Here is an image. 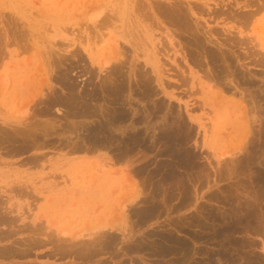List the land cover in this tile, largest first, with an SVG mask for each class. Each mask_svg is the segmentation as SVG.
Wrapping results in <instances>:
<instances>
[{"label":"rangeland","instance_id":"1","mask_svg":"<svg viewBox=\"0 0 264 264\" xmlns=\"http://www.w3.org/2000/svg\"><path fill=\"white\" fill-rule=\"evenodd\" d=\"M134 1L135 0H122V1L120 0H94V1L93 0H0V40L3 41V39H6V36H7L9 42L11 43L10 45H7L5 49L0 50V112L6 111V110L10 113L18 112L14 116L21 117L20 115H22L23 118L29 117L30 119L28 118V120H26L27 122L33 124L34 126L39 124L40 126L38 125V127H40V130H41V127L45 125L46 127L43 126L42 128L47 129V131H50L52 129L51 133L53 134H55L54 131L56 130V126L67 125L69 124L70 120L75 122V120H79V119L78 117L77 119H75L76 118L75 116H74L75 118L73 116H70V117L66 116L67 117L66 118L64 115L65 113L64 114L61 113L62 111L64 112V110H61L58 113V110H59L58 108H60V106H57V105L53 106V108L51 109V113L49 114L44 113L46 114L44 115L43 112L41 111H40L41 114L39 113L38 106L41 108L43 105L37 103L36 100L40 98V95L42 98L46 97V94L48 92H49L48 93L49 96L52 95L53 91L50 92V87H49L50 85L52 86L54 85L53 88H54V91H56V93L63 94V95L65 94L67 95L68 92H70L68 85H71L74 83H75L74 85H77L76 90L78 92L79 91L82 92L84 90L88 91L90 90V88L92 89V86L96 88L98 87V90L100 91V92L98 91V93L101 98L99 97V100H95L94 102L97 101L98 104L103 102V105L106 106V107L104 106L105 112L107 110L108 111L112 110L114 107V105H111V103H109L111 101L109 100L110 98L107 97L108 95L106 96L107 93L105 92L101 93L102 90L100 89H102V87L103 89H105L104 85L107 86L111 82L115 85L116 83L119 82V80L118 79L114 80V78L116 77H114L109 72V69H107L108 70L107 71L104 68V70L102 69L99 71V67L95 64H92L89 58L90 56L89 54H87L88 52L81 48L83 44L84 46L93 45L94 49H97L96 51H98L96 53H99V55H96V57L99 56L98 58L105 59V57L107 56L106 58H109L113 56L114 54L113 52L114 49L111 47V44H108V43H112L111 40L113 37L111 36L112 35L115 36L114 34L115 26L117 28L116 32H121V26L122 27L126 26V27H130L134 33L138 32L137 34L136 33L134 34V37L138 38V41L140 43H143L141 44L142 46L149 47L151 39L155 40V42L157 43L160 42L158 41L159 39L163 41L164 35H165L164 31H169L174 36L176 40V44L178 43L177 44V46L179 45L178 48L181 49L184 47L183 49H181L183 50L182 53L180 51V54L177 55V58L174 54H172V56H166V55L162 56L161 54H159L160 62L163 64L164 70L166 71V74H165L166 76L164 77V79L167 81L166 82L164 80L166 82L165 83L166 91L172 92L174 94L173 97H171L169 93L163 92V88L160 85V82L156 80V76L154 72L152 71L150 65L145 64L143 59H140L139 61L135 59L134 65L133 63H131L132 55H133V50H132L131 45L128 42H126V40L121 39V38L119 39L120 41H119L118 47L120 48L121 52L119 50L118 51L121 54H124L123 56L125 57L123 56L121 57L123 58V60L126 58L123 64H126L128 62L126 66L133 65L132 66L133 68L137 67L135 69L134 75L133 73L131 74L130 76L131 79L128 78L129 73L131 72L128 70L130 68H127V67L124 68V70L125 69L128 70L126 71L127 75L125 74L124 75L127 76L128 80L130 81V84H128V86L130 85L129 87L131 89L134 88V91H133L134 100L132 102V106L129 105V102H126V108L127 109L129 108L128 110L136 111V119L138 118V122L135 128L133 126L134 124H130L129 120H128L129 122L126 121L120 124L117 123L118 126L121 127L120 128L121 130H119V127L116 126L117 124L115 125L116 129L118 127L119 132L116 129L113 130V128H115L114 126L110 127V130H108L107 133L110 136H113L112 138L111 137L109 138V140L113 143L109 142V146L108 145L107 146L101 145L97 147L94 146V148L92 149L93 146L91 145L92 147L90 146V149L88 150V152L84 150L75 152L72 150H68V147L62 149V146H59L58 143H55V145L42 146L40 147L41 149L33 148L26 152H22L21 154L18 153V154H11V155L10 153L7 154L8 153L7 147L3 149L0 148V216L4 215L10 218L9 222L2 223L0 221V254H1L0 264H171V263L189 264L190 261H193V259H190L188 257L184 259L178 258V257L183 256L180 254V251L177 252L175 250L173 253H169V252L166 253L164 252L165 250L163 248L160 249L162 245L163 246L165 245V247H167V244L165 243L163 239H159V238H162L166 235H172L174 237L177 234L176 237L180 236L179 238H182L187 242L189 241V243H191L192 245L193 241L191 239V234L193 235L194 233H197V232L203 233L202 232L203 230H200L198 225L199 223L207 222V216L209 214L208 213L209 211H214L215 213L218 212L220 216L224 215V213H227V215L229 213L234 214L233 212H235L237 208L236 207L237 203L240 204L241 201L243 202L244 200H252L253 197H255L257 193L256 190L258 191L259 186L261 185L257 176L261 172L262 174H264V165H263L264 164V159H263L264 158V152H263L264 151V93H263L264 92V66L257 64V60L259 59V54H262L264 50V3H263L264 0H249V1L248 0H216V1L215 0H208V1L207 0H190L189 6L186 3L188 2V0H180V1L179 0H176V1L175 0H141V2L139 0H136L135 2ZM161 1L162 3H159ZM177 1H179L180 3L179 6L183 5V7H181L182 10L185 7L186 10L184 9V13L188 14L187 15L188 20L186 21V24H183V26L181 25L180 27L178 25L182 23H178L179 21H177L175 17H174L175 21L173 20V17L171 16L172 17L170 18L171 20H168V22H166V19L168 17L167 16L168 14L164 13L166 10H164V12L161 11L166 15V17L159 10L162 7L166 6V9L169 8L171 10L169 11L168 9V11L166 12L170 13L175 8V5L178 6L179 3ZM204 1H207L209 3V6L205 5ZM136 2L140 5V7L138 4H137L138 7L135 6ZM229 2L230 4H228V6L230 5L229 8L231 10L229 8L227 9L226 4ZM260 2L262 3V5ZM153 3L155 5L160 6L161 8L159 7V9H157L158 6H155ZM191 3H194L196 6L199 4V8L195 7V5ZM115 5H117L118 10L121 7L120 13H122V16L119 17L117 15L113 21L109 22L106 25H101L99 21L101 20L100 18L102 17L106 18L108 14H113L116 11ZM132 5L133 7H131ZM171 6H172V9H171ZM179 6L178 8H180ZM190 6L195 7L193 8V12H194L193 14H191L190 10L187 9ZM202 6L205 9H203ZM135 7H137L136 8L137 10H140V12L135 11V14H137L136 19L134 18V11H133ZM257 7H259V9ZM122 8L124 9V11ZM250 9L254 11L256 14L252 12ZM156 10L158 12H156ZM225 10L227 12H225ZM246 10L247 11L249 10V13L250 11L252 13L249 14L248 12H245ZM243 12L245 13V18L248 17L247 19H245L244 17L241 18ZM149 14L150 16L147 17ZM251 14H253V16ZM246 15H249V16H246ZM250 15L252 18L250 17ZM127 16H129V18ZM96 17H98V19ZM144 17H146V19ZM94 20L98 21L100 24L97 23V26H95L96 24H93ZM244 20H247L246 24H244L245 23L243 22ZM171 21L175 22L176 24L172 25ZM124 22L126 24H124ZM187 22H189L188 23L189 26L187 25ZM89 24L91 27L88 26ZM139 24L141 26H139ZM178 27L179 29H183V30L188 28V32H186L187 29L184 31L183 30L180 31ZM145 30L148 31L147 34L146 32H144ZM172 30L175 31L176 33H174ZM189 31H192L196 34L189 32ZM180 32L181 34H179ZM100 33H103V34H100ZM195 35L196 37L194 38ZM225 36H227L228 38ZM197 39L199 40V43H203V45L207 47V49L208 48L212 49L217 54V57L219 60H218V63H216V65L213 64L212 62L210 63V65L209 64L207 65V62H208L207 60L209 59H206L202 56L201 50L204 48V46L202 48L200 47L201 48L200 49ZM38 40L41 42H38ZM80 40H82L83 43ZM237 40L239 41L245 40L246 42L244 44L242 43L238 44ZM17 41L19 42L17 43ZM53 41L56 42L57 44L55 48H56V51L59 52L58 57H60V54H63V53L64 54L66 53V54H65V57H61L60 59H58L59 61L60 60L62 61V62H59V64H58V61H57V65L55 64L52 66V64H50V67H49L50 70L48 71V74H49L48 75V74H45L46 70L44 67L47 68V66L45 65V60L43 59L44 56H42V52L40 54H37L36 47H38L39 49L42 43L46 46H49V44ZM177 41H180V42H177ZM195 43H196V46L198 47L195 46ZM108 46L112 49L107 48ZM75 49L77 50L78 53L82 54L80 56L81 57L83 56V59H81V57L79 58V56L77 57V56L71 55V52L74 51ZM7 50L12 51V52L15 51L17 55L14 54L13 58L8 55L5 56ZM41 50H42V47H41ZM216 51H218V53ZM191 53L192 54L194 53L193 56H195V59L197 60V62L199 59V63H201L200 65H196L197 62L195 63V60H193V56H191ZM40 56H42V58H40ZM222 56L230 57L231 59L230 67L225 60L223 61V59H221ZM202 59L204 61H202ZM42 60H43V64L41 63ZM111 62L112 63L114 62L115 64L117 63L115 62V60H112ZM58 65H60V67L62 65V67L59 68ZM140 65H143V67H141ZM138 66L141 67L142 71L147 68L148 69L147 72H149L148 74H152L150 75V77L153 78V79L151 78V80H153L151 83H153L152 87L154 88L156 94L153 95L150 99H147L148 102H146L145 100L143 102V99L141 98L139 99V96H136L138 95V91H139L138 85H137V81L139 77L137 76L139 75V72H142L140 71V68ZM51 67H53L52 71H51ZM210 70H212L213 72ZM60 71L61 72L64 71L66 73L62 74ZM220 71L223 73H221ZM210 72L215 76H213ZM229 73H231V75ZM193 74L195 76L194 78L195 82H193L195 83L194 85L195 87L192 88L191 85L193 81L192 79ZM182 75L184 76L183 77L184 79L182 78ZM212 76L214 79L211 78ZM46 77L48 79H46ZM63 77L64 79L66 77V79L65 80L62 79L63 82L61 83L60 80ZM111 77H113L112 78L113 80L111 79ZM132 77L135 82L133 81ZM186 78L191 79V80L189 79L190 81L188 80L189 85H188ZM66 80H70V82L67 81L68 82L67 83ZM104 80L106 81V83L107 82L108 83L106 84ZM199 80L202 82L204 81L206 83L215 84L216 90H219V91L221 89L223 90V92L222 90L221 92L227 98V102H228V103L226 102L225 103L228 106H230L232 110V116L231 115L228 116V119L232 118L234 120L236 116L238 117V115H240L239 111L240 110L243 111L242 108L245 107L247 104L244 110L248 108L247 114L249 115L247 116H249L248 118H250V123L248 124H250V128H251V133H249V135L250 136L252 135V136L251 137L249 136V142H250L249 149L250 150L248 149V151L245 152L244 160H247L248 158L252 157L251 149H254L256 147L257 149H259L257 153V157L259 158L258 159L259 161L257 160V162H255L254 165L253 163L249 164V163H246L245 161L239 162L237 160H235L234 163H228L226 161H221L219 163V161L217 160V156L213 155L209 148H207L206 146H203L202 144L203 138L205 137L204 129L203 127L199 126V122H204L206 124L207 134H211L213 133V131L217 133L216 134L217 138L220 139L218 140L219 141L218 148H217L218 153L228 151L229 149H232L234 146L236 147L239 143H238V140H236L235 132L233 130V128L235 127H233L232 122L230 120L228 121V119H223L222 116H219L220 118L217 117L216 120L214 119L215 120L214 123H212V121L210 120L213 119L212 117L217 115V111L214 112L213 110L210 109L209 106H205L204 108L200 107L199 105L201 104L199 100L200 91L195 90L198 87V84L196 82ZM71 81H74V82H71ZM131 81H133L132 84H131ZM33 85L38 87L37 91L35 89L36 93L34 94L33 99L35 98L36 100L34 101H32L33 99L27 98L28 96L26 95V94L29 95L34 92ZM99 86H100V89H99ZM41 89L43 90L41 91ZM194 90H195L194 92L195 94H193L192 92ZM225 91H226V94H225ZM43 93H46V94H43ZM18 94L20 97H18ZM103 96L106 97V101L104 100L105 97ZM107 99L109 100V102ZM152 100H154L155 105H156L155 101L162 103V106L167 105V108L165 107V109H163L165 110L164 113H163V110L161 112L156 111L155 105H153ZM104 101H105V104H104ZM161 101H164V102H161ZM244 101L245 102L247 101V102L245 103ZM229 102H232V104ZM186 103L188 104V107L186 106ZM108 104L110 108H108L109 107ZM149 105L150 107H152V109L148 107ZM238 106L239 107L241 106L240 107L241 109H239ZM168 107H170L169 110L172 113L168 111ZM172 107L173 109L178 108L179 110L177 109L178 111L173 112V110H171ZM148 108L150 110H146ZM249 110L252 113H250ZM166 111L168 112V116L172 117L170 119L175 118V116L178 115L177 113H179L181 116H182L181 113H183V116H182V118L184 117L183 121L185 122L186 126L191 125L190 127L192 128L191 130L192 135L191 134H190L191 136L188 135V138H187V134H186L187 131L185 132L183 130H179V132H181L182 134L181 143H184L185 148H186L185 149L183 147L184 146L183 144L181 146V149L183 148L182 150L184 151L187 150L186 152L192 151L194 154H196L197 160L200 161V163L197 160L196 161L198 162L199 165L203 166V167H199L202 169L201 171L199 169V171L201 172L200 174L201 177L198 176L200 173V172L197 173L198 169L196 173L191 169L184 172L186 174V172L188 173L190 171V172H193L192 174H196V175H192L190 172L189 173L191 176L189 175V173L186 174V179H187L186 182H188L187 183L188 186L190 185L191 186L188 187L190 194H187V197L184 198L185 202L183 201L184 199L180 201V199L182 198L181 195H178V196L176 195V197L174 196L175 198L174 197L169 198L166 195L167 194L166 191H167V188L168 190L170 189V185L166 183H164L165 185L161 183L163 187L161 186L162 188L160 187L158 188L159 191H161L160 189H164L166 191H163L164 193L162 194H160L162 191L161 192L158 191L159 192L158 198H157V194H155V197L153 198L154 196L153 191L156 189L157 187L156 184L158 183L155 182L154 184L153 183L154 181L152 180L154 179V180L159 181L158 180L159 177L156 174H154L155 173L154 166H156L157 160H159L158 162H161V161L167 162L168 160L167 155L160 156L158 154L162 151L160 149V152H159L160 146H162L160 148L163 149L164 147H166V145H168V143L164 140V138L166 134V129L167 128L170 129L169 125H172L170 123L172 121L168 120L169 117H167L168 119L166 120L164 118L167 113ZM236 111L238 112L237 114H236ZM157 112L160 115L159 114L157 115ZM21 113H23L24 115ZM171 114L172 115L174 114V116H172ZM189 114H191L195 118L196 117H198L199 119L201 118L200 119L201 121L199 120L198 122L194 118H192L193 119L192 120ZM152 115L154 116L152 117ZM71 117H73L74 119ZM253 117H255V119H253ZM140 119L142 120V122H140L141 121ZM87 120H92V119L89 118ZM95 120H97L98 122V120H101V119L96 118ZM144 121H145V124L143 126L142 123H144ZM157 121H159V123L160 122L162 123L161 126H159L160 124ZM147 122L148 123L151 122L154 125L153 124L147 125L146 124ZM29 123L27 124L28 126L30 125ZM140 123L142 125H140ZM48 127L49 128L51 127V129H49ZM133 129H135L136 131L138 130V133L140 132L142 134V137L140 136L141 138L138 139V142L137 140L132 139L133 140V143H132L131 142L132 140L129 136L132 135L131 133L136 132ZM58 130L60 131L61 128ZM125 130L126 131L130 130L132 132L129 131L130 132L129 133L128 131L126 132ZM116 132L119 134H117ZM123 132L126 134H124ZM149 132L152 135L156 134L155 137L154 136L152 137V135ZM147 133H149V137L151 136L150 138H148ZM144 134L146 135L147 139L145 138ZM159 134L162 135L161 136L162 138H160L162 139V141L159 140V137H160ZM150 139L152 142L150 141ZM184 139L187 141V143H185ZM158 140L161 143H158ZM134 141L135 143H137L136 144L137 147H135ZM140 141L142 144L139 143ZM149 142H151V144ZM153 142L155 143V145L154 144L152 145ZM128 144L129 145L132 144L131 146L132 149L130 146H129L130 149L129 147H127ZM199 144L202 147H199ZM118 145L120 146L118 147ZM116 146L118 149H116ZM149 146L151 147V150H149L150 149ZM98 147H101V148L98 149ZM120 147L123 150L129 151V152L126 155V158L115 160L116 158H118L116 157L117 156L116 153L119 150L123 151ZM235 147L232 149V151L236 150ZM114 149H116V151H113ZM146 149H148V151ZM132 150H134V154L132 153L131 155ZM39 153H42L43 157L41 158L42 160L39 163H36L37 165L35 163L32 164L27 161L28 158L32 156L33 154H39ZM159 156L160 157L164 156V158H160ZM94 161L96 164H93ZM105 162H108V167L111 170V172H109L108 175H109V178L112 180L113 184L105 189L106 192L104 191L103 193L99 195L98 194L96 195L93 189H91V191L88 192L86 189L89 186L91 187L93 185V178H94L93 173L98 171V169L100 168V165H102V163H105ZM144 162H147V165ZM225 162L226 164H228V166L225 164ZM142 164L146 166H143ZM142 166L146 170L145 172L144 170H141V172L143 171L144 175H141L143 173L137 174V171L135 169L137 168L140 169ZM251 166H254V167H252L251 169ZM152 169L154 170L152 171ZM149 174L151 175V177ZM193 176H198V178L200 179H198L197 177H193ZM147 177L148 179L146 180ZM149 177L152 180H150ZM87 185L88 187L85 188V186ZM158 185L160 186V184ZM167 185L168 187H166L165 189V186ZM112 186H115V187H112ZM152 187H155V189L153 188L152 193H151L150 188ZM21 191H23V193ZM134 192L140 193L139 197L137 198L138 201L143 200L142 203L140 202V204L138 201L133 204L134 210H137L139 208L140 209L145 208L146 207L145 205H150L149 202H152V204L155 205L157 209H158V206L156 205H159L161 209L159 208L158 211L156 209L153 212V215H151L149 218H146V219L144 218L140 219L139 217H136L137 214H135L134 211H132L131 209H128L129 207L126 208V214H123L122 209H120L121 208L120 206L122 204L121 202L125 201L126 197L130 196ZM164 194L166 195V197H164L165 196ZM140 198L142 200H140ZM155 199L157 201H155ZM85 200H87V204H83V207H84L83 208L80 205V203H82ZM144 200L145 202L147 201L148 203L145 204ZM153 201H155L156 203L158 202V203L154 204ZM52 202L55 204H53ZM46 203L47 204L49 203V205H47ZM84 205H87L88 207L85 208ZM263 205L264 203H262V206ZM87 208L88 209L90 208L91 210L90 209L88 210ZM210 208L212 209L210 210ZM80 210L82 213L79 212ZM82 210H87V211L84 212ZM261 210L262 212L260 213H262L263 216L260 215L262 217L260 219L262 220H260L257 223L258 226H255V227L246 226L248 228L243 227L245 229L243 230V228L240 227L241 225H238L239 226L238 231L235 233H232L231 238L234 239V243H236L235 246L226 244V246L229 247L228 249L226 246L224 245L222 246V244L218 243L217 241H215L216 242L215 243L211 239H210V242H205V243L200 242L196 245L200 247L203 251L209 250L211 251V253L213 250L214 251L218 250L220 252L226 251L227 254L229 253L230 258H226V259H229L228 261H226L225 258H222L221 255L217 254L216 256L218 258L220 257L219 259L221 261L215 260L216 264H222V262L223 264H225L224 262H226V264L228 263L249 264V262L247 261L248 257H249V260L251 258L250 261L252 263L250 264H253V263L254 264L256 263L264 264V224H263L264 223V212H263L264 208L262 207ZM132 214L133 216H131ZM69 215L70 217H68ZM65 218H67L68 220L69 218L71 220H75L74 222L76 225H72V230H73L72 235H75L76 232H79L80 230L83 232V234L86 231L85 232L86 236L88 232H90L89 234H91V231L93 233L99 232L100 231L99 227L97 228L99 231L97 229L93 231V229L96 228L95 226H97L98 223L101 224L100 222H102V224L110 223L108 226L109 228H106L107 230L106 229L104 230L108 232L109 235L111 234L114 235L116 239L114 242L110 243L109 242L110 240L108 239L109 236L107 234L106 235L104 234L105 237H103L104 235H102L100 237V239L102 240L100 242L102 244L100 243L99 245L96 246L97 252L95 254L87 253L83 255L81 252H78V251H75L76 253L74 251L69 253L67 252L69 249H64L62 251L59 248L64 247L65 244L63 245L62 244L63 242H61L62 244L61 245L60 241H58L57 240L58 238L56 237H58L57 234H59L58 232L61 231L60 229H62V227L65 226V223H64ZM87 219H89L88 220L89 222L87 221ZM52 222H54L55 224ZM116 223L118 225H116ZM99 224L98 226H100ZM121 226H123V229H126L125 234L128 233V236L124 237V234H122L123 231H121L123 229L120 230V228H117ZM52 227L53 228L55 227V228L53 229ZM212 228L213 226H209L207 230H209L211 233L213 230ZM249 229H251L253 232L250 231ZM253 229H256L255 232L257 230L259 232L257 231V233H255ZM54 231H56V233H54ZM170 231H172L171 232L172 234L170 233ZM52 232L54 233L53 235L51 234ZM258 233L260 234L258 235ZM37 236H39L40 239L42 238V240H40ZM35 237H37L38 239L37 243L32 242L33 241L32 238H35ZM106 240H109V241H106ZM162 241L164 242V244ZM243 244H245L246 246L245 245L243 246ZM65 246H67V244ZM240 246H243V247H240ZM130 247H132L133 249H130ZM230 248H234V249H230ZM60 251H62V254ZM69 251H71V249ZM80 253L82 255H80ZM243 254L245 255L243 256ZM200 257L195 256V259L201 260ZM254 260L260 261V262H255ZM179 261L180 263H178Z\"/></svg>","mask_w":264,"mask_h":264},{"label":"bare ground","instance_id":"2","mask_svg":"<svg viewBox=\"0 0 264 264\" xmlns=\"http://www.w3.org/2000/svg\"><path fill=\"white\" fill-rule=\"evenodd\" d=\"M94 1V0H93ZM120 1H122V0H120ZM136 1V0H135ZM134 1V2H135ZM140 2H141V0H139ZM139 1H137V2H139ZM176 1V0H175ZM180 1V0H179ZM179 1H177L178 3H179ZM208 1V0H207ZM207 1H204V4L205 5H208L209 6V3L207 2ZM216 1V0H215ZM249 1V0H248ZM135 3L136 5L135 6H137L138 7V3ZM148 2V1H147ZM147 2H145V3H147ZM174 2V1H173ZM191 2H193V1H191ZM118 3V2H117ZM127 3V2H126ZM132 3V2H131ZM159 3H162V1L161 2H159ZM166 3V2H165ZM187 4H188V6H189V4H190V0H188V2H186ZM195 3H196V1H195ZM233 3V2H232ZM261 3V2H260ZM259 3V4H260ZM264 3V2H263ZM82 4V3H81ZM115 4V3H114ZM138 4V5H137ZM154 4V3H153ZM172 4V3H171ZM183 4V3H182ZM191 4H193V5H195L194 3H191ZM198 4V3H197ZM203 4V3H202ZM202 4H200V5H202ZM228 4H230V2L229 3H227L226 5H227V9L230 7V5L228 6ZM93 5V4H92ZM129 5V4H128ZM155 5V4H154ZM168 5H169V3H168ZM180 5V3L178 4V6ZM192 5V6H193ZM261 5H262V3H261ZM116 6V11L115 10H113V11H115L113 14H108V16L106 17V18H104V17H102V18H100L101 20H99L100 21V23H101V25H106V24H108L109 22H111V21H113L114 19H115V17L118 15L119 17H121L122 16V13H120V11H121V7H120V9L118 10L117 9V5H115ZM120 6V5H119ZM151 6V5H150ZM155 6H158V5H155ZM178 6H176L175 5V8L172 10V12H170V13H168V12H166V11H168V9L169 8H167L166 9V6H164V7H160V6H158V8L157 9H159V7L162 9H159L160 10V12L161 11H163L164 12V10H166L164 13L166 14H168L167 16L169 17H167V19H166V22H168V20H171L170 18H172L173 17V20L176 18V20L177 21H179L178 23H182V24H180V25H178L179 27L182 25L183 26V24H186V21L188 20V14H185L184 13V9H185V7L183 8V10L181 9V7H183V5H181V6H179L180 8H178ZM187 6V7H188ZM192 6H190L189 8H187V9H189L190 10V12H191V14H193L194 12H193V8H195V7H198L199 8V4L196 6L195 5V7H192ZM260 6V5H259ZM92 7V6H91ZM90 7V8H91ZM131 7H133V5L131 6ZM137 7H135L134 9H133V11H134V18L136 19L137 18V14H135V11H139L140 12V10H137L136 8ZM139 7H140V5H139ZM145 7V6H144ZM152 7V6H151ZM167 7H169V6H167ZM203 7V6H202ZM226 7V6H225ZM252 7V6H251ZM114 8V7H113ZM129 8V7H128ZM258 9H259V7H257ZM123 9V8H122ZM171 9H172V6H171ZM200 9H201V7H200ZM199 9V10H200ZM203 9H205L204 7H203ZM212 9V8H211ZM226 9V10H227ZM230 9V8H229ZM257 9V10H258ZM98 10V9H97ZM128 10H130V9H128ZM143 10V9H142ZM186 10V9H185ZM197 10V9H196ZM195 10V11H196ZM214 10V9H213ZM225 10V12H227ZM231 10V9H230ZM251 10V9H250ZM112 11V12H113ZM123 11H124V9H123ZM169 11H171L170 9H169ZM215 11V10H214ZM252 11V10H251ZM250 11V13H252V12H254V11H252L251 12ZM260 11V10H259ZM138 12V13H139ZM142 12V11H141ZM150 12V11H149ZM156 12H158L157 10H156ZM159 12V13H160ZM163 12H161V13H163ZM199 12V11H198ZM219 12V11H218ZM236 12V11H235ZM245 12H248L249 13V10L247 11H245ZM107 13V12H106ZM160 13V14H161ZM163 13V15L166 17V15ZM186 13H187V11H186ZM224 13V12H223ZM229 13V12H228ZM233 13V12H232ZM231 13V14H232ZM240 13H241V11H240ZM239 13V14H240ZM247 13V14H248ZM249 13V14H250ZM255 13V12H254ZM253 13V14H254ZM140 14V13H139ZM153 14V13H152ZM190 14V13H189ZM211 14V13H210ZM225 14V13H224ZM235 14V13H234ZM253 14H251L252 16H253ZM256 14V13H255ZM104 15H106V14H104ZM103 15V16H104ZM141 15V14H140ZM217 15V14H216ZM226 15V14H225ZM233 15V14H232ZM251 15H250V17H251ZM125 16H126V14H125ZM150 16V14L147 16V17H149ZM162 16V15H161ZM172 16V17H171ZM229 16V15H228ZM246 16H249V15H246ZM128 18H129V16H127ZM132 17V16H131ZM175 17V18H174ZM187 17V18H186ZM215 17V16H214ZM230 17V16H229ZM245 18V13L243 12L242 13V17L241 18ZM92 18V17H91ZM97 19H98V17H96ZM127 18V19H128ZM145 19H146V17H144ZM238 18H239V16H238ZM248 18V17H247ZM247 18H245V19H247ZM252 18V17H251ZM95 19V18H94ZM149 19V18H148ZM150 19H152V18H150ZM192 19V18H191ZM190 19V20H191ZM122 20V19H121ZM129 20V19H128ZM172 20V21H173ZM242 20V19H241ZM152 21V20H151ZM154 21V20H153ZM171 21V22H172ZM175 21V20H174ZM192 21V20H191ZM238 21V20H237ZM246 21L247 20H244L243 22H245L244 24H246ZM91 22V21H90ZM128 22V21H127ZM190 22V21H189ZM189 22H187V25H188V23ZM194 22V21H193ZM199 22V21H198ZM97 23L98 24H100L98 21H95L94 20V23L93 24H96L95 26H97ZM174 23V24H173ZM177 23V24H178ZM196 23H197V21H196ZM124 24H126L125 22H124ZM153 24V23H152ZM172 25H175L176 23L175 22H172L171 23ZM191 24V23H190ZM18 25V24H17ZM131 25V24H130ZM192 25V24H191ZM198 25V24H197ZM202 25V24H201ZM243 25V24H242ZM88 26H90V24L88 25ZM139 26H141L140 24H139ZM189 26V25H188ZM193 26V25H192ZM191 26V27H192ZM205 26V25H204ZM203 26V27H204ZM19 27V26H18ZM17 27V28H18ZM91 27V26H90ZM132 27H133V25H132ZM160 27V26H159ZM175 27V26H174ZM179 27H178V29H179ZM199 27V26H198ZM176 28H177V26H176ZM20 29V28H19ZM25 29V28H24ZM77 29V28H76ZM94 29V28H93ZM162 29V28H161ZM172 29V28H171ZM187 29V30H186ZM186 29H184V30H186V32H188V28H186ZM199 29V28H198ZM4 30V29H3ZM29 30V29H28ZM99 30V29H98ZM110 30V29H109ZM116 30H117V28H116V26H115V30H114V34H115V36L114 35H112L111 37H113L112 38V43H108V44H111V47L114 49V54H113V56H111V57H109V58H106L105 57V59L104 58H98V57H96V55H99V53H96V52H98V51H96L97 49H94V46L92 45V46H84V44H83V46H81V48L83 49V50H86L87 52V54H89V58H90V60H91V62H92V64H95V65H97L98 67H99V71L100 70H104V68L107 70V69H109V72L114 76V77H116V78H114V80H116V79H118L119 80V82L118 83H116L115 85L111 82V83H109L107 86H105L104 85V88L105 89H103V87H102V89H100V86H99V89L100 90H102V92L101 93H103V92H105V93H107L106 94V96L107 97H109L110 99V101L111 102H109V100H108V102L109 103H111V105H114V107H113V109L112 110H110V111H104V109H105V105H103V102L102 103H99L98 104V102H97V104H96V102H94L95 100H99V97H100V95H99V93H98V87L96 88V87H93L92 86V89L90 88V90H88V91H77L76 90V86L77 85H74V84H71V85H68V88H69V90H70V92H68V94L66 95H63V94H58V93H56V91H54V88H53V86L52 85H50L49 87H50V92L51 91H53L52 92V95H50L49 96V92L46 94V93H43V94H46V97H44V98H42L41 97V95H40V98L38 99V100H36L35 98L33 99V96H34V94L36 93L35 92V89H36V91H37V89H38V87L37 86H35V85H33V88H34V92L33 93H31V94H26L28 97L27 98H30V99H33L32 101H34V100H36L37 101V103H39V104H42L43 106L40 108L39 106H38V111H39V113L41 114V112H43V114L44 113H51V109L53 108V106H55V105H57V106H60V108H58L59 110H58V113H59V111H61V110H64V112L62 111L61 113L62 114H64L65 115V117L66 116H68V117H70V116H75L74 118L75 119H77V117H78V119L79 120H75V122L74 121H71L70 120V122H69V124H67V125H59V126H56V130L54 131L55 132V134H53V133H51V127L49 128V129H51L50 131H47V129H44V128H42L43 126H45V125H43L42 127H41V130H40V127H38V125L39 124H37V123H35V124H37V125H33V124H31V123H29V122H27L26 120H28V118L27 117H25V118H23V116L22 115H20L21 117H17V116H14L16 113H18V112H14V113H10V112H8L7 110L6 111H3V112H0V148H5V147H7L8 149V153L7 154H9L10 153V155L11 154H18V153H22V152H26V151H28V150H30V149H36V148H40V147H42V146H48V145H55V143H58V145L59 146H62V149H64V148H66V147H68V150H72V151H75V152H79V151H82V150H84V151H87L88 152V150L90 149V146L92 147V149L94 148V146H101V145H104V146H109V142H111L110 140H109V138L111 137H113V136H110L108 133H107V131L108 130H110V127H112V126H114L115 127V125L117 124V123H122V122H126V121H130V124H134L133 126H134V128H135V126L137 125V122H138V118L136 119V111H133V110H128L127 108H126V102H129V105L130 106H132V102H133V100H134V96H133V91H134V88H130L129 86H128V84H130V81L128 80V78H130L131 79V74L133 73V75H134V72H135V69L137 68H133L132 66L134 65V60L136 59V60H140V59H143L144 60V62H145V64H147V65H150V67H151V69H152V71L154 72V74H155V76H156V80H158V82H160V85L162 86V88H163V92H167L166 91V80L164 79V77L166 76L165 74H166V71L164 70V67H163V64L160 62V56H159V54H161L162 56H172V54H174L175 56H176V58H177V55L178 54H180V51H181V53H182V51L183 50H181V49H183V48H178V46H177V44H176V40H175V38H174V36L169 32V31H164V33H165V35H164V40L162 41V40H158V41H160L159 43H157V42H155V40H152L151 39V42H150V45H149V47H145V46H142L141 44H143V43H140L139 41H138V38H135L134 37V34L136 33H138V32H133L132 30H131V28L130 27H122L121 26V32H116ZM180 31H182L183 29H179ZM183 30V31H184ZM97 31V30H96ZM102 31V30H101ZM173 31V30H172ZM215 31V30H214ZM43 32V31H42ZM99 32V31H98ZM144 32H146V34L148 33V31H144ZM174 33H176L175 31H173ZM189 32H192V31H189ZM192 33H194V32H192ZM100 34H103V33H100ZM179 34H181V32L179 33ZM183 34V33H182ZM194 34H196V33H194ZM211 34V33H210ZM95 35V34H94ZM178 35V34H177ZM99 36V35H98ZM163 37V36H162ZM196 37V35L194 36V38ZM204 37V36H203ZM225 37H227V36H225ZM79 38H81V37H79ZM124 39V40H126V42H128L130 45H131V47H132V50H133V55H132V60H131V63H133V65L132 66H126V64L128 63H126V64H123V62L125 61V59L123 60V58H121L124 54H121L120 52V48L118 47L119 46V39ZM228 38V37H227ZM163 39V38H162ZM230 39V38H229ZM239 39V38H238ZM85 40V39H84ZM191 40V39H190ZM198 40V39H197ZM226 40V39H225ZM240 40V39H239ZM239 40H237V42H238V44L240 43H242V44H244L246 41L245 40H241V41H239ZM259 40V39H258ZM80 41H82V40H80ZM109 41V40H108ZM181 41V40H180ZM180 41H177V42H180ZM227 41V40H226ZM19 41H17V43H18ZM32 42V41H31ZM38 42H41V41H39L38 40ZM194 42V41H193ZM198 43H199V40L197 41ZM196 42V43H197ZM201 42V41H200ZM262 42V41H261ZM82 43H83V41H82ZM84 43H85V41H84ZM121 43V42H120ZM196 43H195V46H196ZM258 43V42H257ZM11 43L9 42V40H8V38H7V36H6V39H3V41L2 40H0V50L1 49H5V47L7 46V45H10ZM36 44V43H35ZM74 44V43H73ZM107 44V45H108ZM180 44V43H179ZM213 44V43H212ZM248 44V43H247ZM260 44V43H259ZM258 44V45H259ZM192 45H194V44H192ZM233 45V44H232ZM38 46V45H37ZM55 46H57V44H56V42H51L50 44H49V46H46V45H44L43 43L41 44V47H42V50H41V47L38 49V47H36L37 48V54H40L41 52H42V56H44V60H45V65L47 66V68L46 67H44L45 68V74H48V71L50 70V64H52V66L53 65H57V61H58V64H59V62H62L61 60L59 61L58 59H60L61 57H65V54L63 53V54H60V57H58L59 55H58V53L59 52H57L56 51V48H55ZM110 46V45H109ZM107 47V48H110V47ZM204 45H203V43H199V48L201 47H203ZM230 46V45H229ZM248 46V45H247ZM9 47V46H8ZM144 47V48H143ZM196 47H198V46H196ZM112 48H110V49H112ZM194 48V47H193ZM199 48H198V50H199ZM200 48V49H201ZM216 48V47H215ZM230 48V47H229ZM106 49V48H105ZM116 49V50H115ZM64 50V49H63ZM120 52H119V51ZM124 51V50H123ZM140 51V52H139ZM202 51V56L204 57V58H206V59H209V60H207L208 62H207V65L209 64L210 65V63L212 62L213 64H215L216 65V63H218V57H217V54L212 50V49H207V47H205L204 46V48L201 50ZM222 51V50H221ZM256 51V50H255ZM68 52V51H67ZM103 52V51H102ZM170 52H172V53H170ZM217 53H218V51H216ZM128 53V52H127ZM254 53V52H253ZM259 53V52H258ZM14 54L15 55H17L16 54V52L15 51H9V50H7V52H6V54H5V56L6 55H8V56H10V57H12L13 58V56H14ZM55 54V55H54ZM106 54V53H105ZM194 54V53H193ZM193 54L191 53V56H193ZM230 54V53H229ZM256 54H257V52H256ZM63 55V56H62ZM71 55L72 56H79V58L81 57L80 55H82V54H80V53H78L77 52V50L75 49L74 51H72L71 52ZM127 55V54H126ZM129 55V54H128ZM190 55V54H189ZM198 55V54H197ZM34 56H35V54H34ZM37 56V55H36ZM42 56H40V58H42ZM161 56V57H162ZM199 56H200V54H199ZM2 57V56H1ZM123 57H125V56H123ZM189 57V56H188ZM64 59V58H63ZM81 59H83V56L81 57ZM192 59V58H191ZM221 59H223V61L225 60L226 62H227V64L229 65V67H230V65H231V59H230V57H228V56H226V57H223L222 56V58ZM39 60V59H38ZM112 60H115V62H117L116 64L113 62H111ZM122 60V61H121ZM177 60V59H176ZM193 60H195V63L197 62V60L195 59V56H193ZM235 60V59H234ZM202 61H204L203 59H202ZM256 61V60H255ZM39 62V61H38ZM41 62V61H40ZM51 62V63H50ZM136 62V61H135ZM42 64H43V60H42V62H41ZM97 63V64H96ZM137 63V62H136ZM140 63H141V61H140ZM139 63V64H140ZM205 63V62H204ZM256 63V62H255ZM20 64V63H19ZM40 64V63H39ZM61 64V63H60ZM115 64V65H114ZM201 63H199V59H198V62L196 63V65H200ZM206 64V63H205ZM257 64H260V65H263L264 66V50H263V53L262 54H259V59L257 60ZM75 65V64H74ZM138 65V64H137ZM136 65V66H137ZM181 65V64H180ZM20 66V65H19ZM59 66V68H61L62 67V65H61V67H60V65H58ZM141 67H143V65H140ZM202 66V65H201ZM22 67V66H21ZM64 67V66H63ZM71 67V66H70ZM125 67H127V68H130V69H128L129 71H131L130 73H129V76H128V78H127V76H125V75H127L126 74V71H128V70H124V68ZM139 67V66H138ZM141 67H139L140 68V71H142L141 70ZM20 68V67H19ZM49 68V69H48ZM52 68L53 67H51V71H52ZM96 68V67H95ZM205 68V67H204ZM210 68V67H209ZM144 69V68H143ZM147 69V68H146ZM143 70L142 72H139V75L137 76L136 74V76L137 77H139V79H138V81H137V85H138V95H136V96H139V99L141 98V99H143V102H144V100L146 101V102H148V100L147 99H150L153 95H155L156 94V92H155V90H154V88L152 87L153 85V83H151L153 80H151V78L152 77H150V75H152V74H148L149 72H147L148 71V69L147 70ZM230 69V68H229ZM150 70V69H149ZM68 71V70H67ZM92 71V70H91ZM108 71V70H107ZM210 71H212V70H210ZM229 71H231V70H229ZM61 72V71H60ZM59 72V73H60ZM125 72V73H124ZM213 72V71H212ZM221 72V71H220ZM228 72V71H227ZM62 74L63 73H66V72H61ZM136 73H137V71H136ZM211 73V72H210ZM209 73V74H210ZM221 73H223V72H221ZM234 73V72H233ZM125 74V75H124ZM212 74V73H211ZM215 74V73H214ZM218 74H220V73H218ZM230 75H231V73H229ZM235 74V73H234ZM247 74V73H246ZM41 75H42V73H41ZM49 75V74H48ZM213 75V74H212ZM236 75V74H235ZM45 76H47V75H45ZM63 76V75H62ZM66 76H68V75H66ZM193 77H192V79H193V81H192V88L193 87H195L194 85H195V83H193V82H195V80H194V78H195V76H194V74L192 75ZM213 76H215V75H213ZM213 76L211 77V78H213ZM50 77V76H49ZM61 77V76H60ZM59 77V78H60ZM169 77V76H168ZM184 76L182 75V78H183ZM221 77V76H220ZM5 78V77H4ZM7 78V77H6ZM37 78V77H36ZM58 78V79H59ZM69 78V77H68ZM113 77H111V79H112ZM218 78V77H217ZM223 78H224V76H223ZM11 79H13V78H11ZM46 79H48L47 77H46ZM50 79V78H49ZM62 79L63 80H65L66 79V77H65V79H64V77L63 78H61V80H60V82L62 83L63 81H62ZM70 79V78H69ZM110 79V78H109ZM132 79H133V77H132ZM135 79H137V78H135ZM153 79V78H152ZM184 79V78H183ZM187 79V78H186ZM185 79V80H186ZM190 79V78H189ZM189 79H187V82H188V80ZM207 79H209V78H207ZM214 79V78H213ZM219 79V78H218ZM5 80H7V79H5ZM71 80V79H70ZM70 80H66V82L67 81H69L70 82ZM113 80V79H112ZM166 82H165V81ZM191 80V79H190ZM189 80V81H190ZM220 80V79H219ZM105 81V80H104ZM109 81V80H108ZM133 81H134V79H133ZM133 81H131V84H132V82ZM213 81V80H212ZM234 81V80H233ZM58 82V81H57ZM71 82H74V81H71ZM114 82V81H113ZM135 82V81H134ZM223 82V81H222ZM65 83V82H64ZM68 83V82H67ZM105 83H106V81H105ZM104 83V84H105ZM108 83V82H107ZM106 83V84H107ZM115 83V82H114ZM197 84H198V89L196 88L195 90H199L200 91V96H199V94H198V96H199V100H200V102H201V104H199L200 105V107H205V106H209L210 107V109L211 110H213L214 112L215 111H217V115H215L214 117H212L213 119L212 120H210V121H212V123H214V121L217 119V117H219V116H222V118L223 119H228V116H232V110H231V108H230V106H228L226 103H228L227 102V98L224 96V94L222 93L223 92V90H222V92H221V90L219 91V90H216V88H215V84H210V83H206V82H202V81H197L196 82ZM6 84V83H5ZM41 84V83H40ZM79 84V83H78ZM134 84V83H133ZM197 84H196V86H197ZM250 84V83H249ZM248 84V85H249ZM263 84V83H262ZM38 85V84H37ZM135 85H136V83H135ZM165 85V86H164ZM188 85H189V82H188ZM247 85V86H248ZM261 85V84H260ZM132 86V85H131ZM262 86V85H261ZM260 86V87H261ZM63 87V86H62ZM133 87V86H132ZM40 88V87H39ZM41 88H43V87H41ZM64 88H66V87H64ZM67 88V89H68ZM129 88V89H128ZM140 88V89H139ZM218 88V87H217ZM222 88V87H221ZM59 89V88H58ZM220 89V88H219ZM224 89V88H223ZM43 89H41V91H42ZM195 90L194 91H192L193 92V94H195L194 92H195ZM40 91V92H41ZM65 91V90H64ZM188 91V90H187ZM190 91V90H189ZM233 91V90H232ZM28 92V91H27ZM44 92V91H43ZM59 92V91H58ZM100 92V91H99ZM191 92V93H192ZM256 92V91H255ZM42 93V92H41ZM40 93V94H41ZM167 93H169L170 95H171V97H173V93L172 92H167ZM260 93H261V91H260ZM264 93V92H263ZM42 94V95H43ZM196 94H197V92H196ZM225 94H226V91H225ZM240 94H241V92H240ZM261 95V94H260ZM102 96V95H101ZM18 97H20L19 96V94H18ZM39 97V96H38ZM103 97H105V96H103ZM228 97V96H227ZM254 97V96H253ZM87 98V99H86ZM101 98V97H100ZM241 98V97H240ZM138 99V100H139ZM244 99V98H243ZM254 99V98H253ZM256 99V98H255ZM90 100V101H89ZM105 101H106V97H105V99H104ZM193 100V99H192ZM225 100V101H224ZM242 100V99H241ZM102 101V100H101ZM105 101H104V104H105ZM142 101V100H141ZM153 101V105H155L154 104V100H152ZM158 101V100H157ZM150 102V101H149ZM161 102H164V101H161ZM187 102V101H186ZM226 102V103H225ZM245 102V101H244ZM247 102V101H246ZM245 102V103H246ZM36 103V104H37ZM155 103H156V105H155V108H156V111H158V112H161L163 109H165V107L167 108V105L165 106H162V103H160V102H156L155 101ZM188 103V102H187ZM186 103V106L188 107V104ZM199 103V102H198ZM229 103H231L232 104V102H229ZM241 103H242V101H241ZM250 103V102H249ZM147 104H149V103H147ZM193 104V103H192ZM234 104V103H233ZM38 105V104H37ZM169 105V104H168ZM240 105H242V104H240ZM262 105V104H261ZM105 106V107H104ZM108 106H109V104H108ZM245 106V105H244ZM246 106H247V104H246ZM246 106L245 107H243L242 109H243V111H239L240 112V115H238V117L236 118L235 117V119L233 120L232 118L231 119H228V121L230 120L231 122H232V125H233V127H235V128H233V130H234V132H235V137H236V140H238V145L235 147V151H232V149L234 148H232V149H229L228 151H224V152H221V153H218V151H217V148H218V143H219V141L218 140H220V139H218L217 138V133L216 132H214L213 131V133H211V134H207V127H206V124L204 123V122H199V120L201 119H199L198 117H194V116H192L191 114H189L190 115V117H191V119L192 118H194V119H196L198 122H199V126L200 127H203V129H204V138H203V146H206L207 148H209L210 149V151L212 152V154L213 155H216L217 156V160L219 161V163L221 162V161H226V162H228V163H234V161L235 160H237V161H239V162H246V163H249V164H251V163H253V165L255 164V162H257V160L259 159L258 157H257V153H258V150L259 149H257L256 147L254 148V149H251V153H252V157H250V155H249V157L250 158H246L247 160H244V156H245V152H247L248 151V149H249V144H250V142H249V133H251V128H250V124H248V123H250V118H248L249 116H247V115H249V114H247L248 113V111H247V109H245L244 110V108H246ZM251 106V105H250ZM134 107V106H133ZM148 107H150V105L148 106ZM164 107V108H163ZM170 107H171V105H170ZM170 107H168V111L170 112V110H169V108ZM174 107V106H173ZM173 107H172V109L171 110H173V112L174 111H178L176 108H174V109H176V110H174L173 109ZM239 107V106H238ZM241 107V106H240ZM239 107V109H241ZM249 107V106H248ZM37 108V107H36ZM108 108H110V106L108 107ZM256 108V107H255ZM263 108V107H262ZM3 109V108H2ZM135 109V108H134ZM150 109H152V107H150ZM149 108L148 109H146V110H150ZM154 109V108H153ZM261 109V108H260ZM4 110V109H3ZM28 110V109H27ZM236 110V109H235ZM251 110V109H250ZM250 110H249V112H250ZM18 111H19V109H18ZM30 111V110H29ZM33 111V110H32ZM41 111V112H40ZM155 111V110H154ZM164 111L165 110H163V113H164ZM193 111H194V109H193ZM245 111V112H244ZM23 112V111H22ZM157 112V115L159 114ZM167 112V111H166ZM165 112V113H166ZM212 112V111H211ZM24 113V112H23ZM23 113H21V114H23ZM170 113H172V112H170ZM181 113V112H180ZM231 113V114H230ZM238 112L236 111V114H237ZM250 113H252V112H250ZM20 114V113H19ZM53 114V113H52ZM176 114V113H175ZM178 115L177 116H175V118H173V119H170V118H172L171 116H168V112L166 113V116L164 117L165 118V120L166 119H168L167 117H169V119L168 120H171L172 122H170L172 125H169L170 126V129L169 128H167L166 129V134H165V138H164V140L168 143V145H166V147H164L163 149L162 148H160V147H162V146H160V145H158V146H160L159 147V152H160V149L162 150L160 153H158L160 156L161 155H167L168 156V160H167V162H158L159 160H157V164H156V166H154L155 167V173L154 174H156L159 178H158V180L159 181H157V180H152V179H150V177H151V175H150V177H149V179L150 180H152V181H154L153 183L155 184V182H157L158 184H160V186L158 185V184H156L157 185V187H156V189H155V187H152V188H150L151 189V193H152V190H153V188L155 189L153 192V194H154V196H153V198L155 197V194H157V198H158V196H159V192H161L160 194H162V193H164L163 191H166V190H164V189H160L161 191H159L158 190V188L160 187V188H162L163 186H162V184H164V183H166V184H168V185H170V189L168 190V188H167V194H166V192H165V194L169 197V198H173L174 196L176 197V195L178 196V195H181V199H180V201L181 200H183L184 198H186L187 197V194H190L189 193V188L188 187H190V186H188V182H186V174H188L187 172H186V174L184 173L185 171H187V170H189V169H191V170H193L195 173H196V171H197V169H198V171H197V173L198 172H200L202 169L201 168H199V167H203L202 165H199L198 164V162L200 163V161H198L197 160V157H196V154H194L192 151H189V152H186L187 150H182L181 149V146L184 144V143H181L182 142V140H181V132H179V130H183V131H187L186 132V134H187V138H188V135H190L192 132H191V130H192V128L190 127V126H186V124H185V122L183 121L184 120V117L182 118V116H183V113H181L182 114V116L179 114V113H177ZM235 114V115H236ZM254 114V113H253ZM261 114H263V113H261ZM24 115V114H23ZM26 115V114H25ZM44 115H46V114H44ZM54 115V114H53ZM64 115H62V116H64ZM160 115V114H159ZM172 115V114H171ZM55 116V115H54ZM150 116V115H149ZM154 115H152V117H153ZM172 116H174V114L172 115ZM243 116H245V117H243ZM73 117H71V118H73ZM147 117V116H146ZM145 117V118H146ZM251 117H252V115H251ZM18 118H20V119H18ZM22 118V119H21ZM67 118V117H66ZM73 118V119H74ZM92 119V120H87V119ZM96 118H98V119H101V120H98V122H97V120H95ZM220 118V117H219ZM30 119V118H29ZM56 119V118H55ZM69 119V118H68ZM67 119V120H68ZM105 119V120H104ZM215 119V120H214ZM253 119H255V117H253ZM141 120V119H140ZM151 120V119H150ZM193 120V119H192ZM69 121V120H68ZM77 121V122H76ZM128 121V122H129ZM149 121V120H148ZM201 121V120H200ZM34 122V121H33ZM140 122H142V120L140 121ZM158 123H159V121H157ZM30 124L29 126L27 125V124ZM253 123V122H252ZM46 124V123H45ZM143 124V126H144V124H145V121H144V123H142ZM141 123H140V125H142ZM147 125L148 124H153V123H151V122H147L146 123ZM160 125L159 126H161V122L159 123ZM228 124V123H227ZM154 125V124H153ZM166 125V124H165ZM188 125V124H187ZM40 126V125H39ZM47 126H49V125H47ZM61 126V127H60ZM116 126H118V124L116 125ZM133 126H132V128H133ZM146 126V125H145ZM38 127V128H37ZM46 127V126H45ZM119 127V126H118ZM118 127H117V129H116V127L115 128H113V130H117L118 132H119V130H121L120 128L121 127H119V130H118ZM186 127H188V128H186ZM217 127V126H216ZM257 127V126H256ZM61 128V130L59 131L58 129H60ZM214 128H215V126H214ZM221 128V127H220ZM44 129V130H43ZM48 129V130H49ZM112 129V128H111ZM127 129H129V128H127ZM139 129V128H138ZM144 129V128H143ZM165 129V128H164ZM230 129V128H229ZM255 129V128H254ZM113 130H112V132H113ZM124 130V129H123ZM133 130H135V129H133ZM253 130V129H252ZM52 131V132H53ZM126 131V130H125ZM124 131V132H125ZM128 132L130 131V130H127ZM126 131V132H127ZM136 131V130H135ZM150 131V130H149ZM159 131H161V130H159ZM158 131V132H159ZM257 131V130H256ZM123 132V133H124ZM130 132H132V131H130ZM129 132V133H130ZM202 132V131H201ZM117 133V132H116ZM123 133H122V135H123ZM150 133V132H149ZM149 133H147L148 134V138H150L149 137ZM156 133V132H155ZM155 133H153V134H155ZM165 133V132H164ZM184 133V132H183ZM254 133H255V131H254ZM117 134H119V133H117ZM124 134H126V133H124ZM128 134V133H127ZM132 135L131 136H129L130 138H131V140L132 139H135V140H137V142H138V139L139 138H141L142 137V134L139 132L138 133V130L136 131V132H133V133H131ZM141 134V135H140ZM151 134V133H150ZM120 135H121V133H120ZM152 135V134H151ZM156 135V134H155ZM155 135H152V137L154 136L155 137ZM158 135V134H157ZM160 135V137H159V140H161L162 141V139H160V138H162L161 136V134H159ZM164 135V134H163ZM192 135V134H191ZM190 135V136H191ZM127 136V137H128ZM141 136V137H140ZM144 136H145V138L147 139V137H146V135L144 134ZM252 136V135H251ZM250 136V137H251ZM123 137V136H122ZM125 137V136H124ZM201 137V136H200ZM220 137V136H219ZM144 138V137H143ZM144 138V139H145ZM157 138H158V136H157ZM115 139V138H114ZM125 139V138H124ZM128 139V138H127ZM186 139V138H185ZM184 139V140H185ZM130 140V141H131ZM158 140V143H161L160 141ZM188 140V139H187ZM223 140H225V139H223ZM129 141V140H128ZM142 141V140H141ZM141 141L139 142L140 144H142L141 143ZM150 141H151V139H150ZM153 141H154V139H153ZM157 141V140H156ZM165 141H164V143H165ZM261 141V140H260ZM132 143H133V140L131 141ZM144 142V141H143ZM152 142V141H151ZM151 142H149L150 144H151ZM233 142H234V140H233ZM111 143H113V142H111ZM111 143H110V145H111ZM121 143V142H120ZM128 143H130V142H128ZM134 143H135V141H134ZM163 143V144H164ZM185 143H187V141L185 140ZM115 144H116V142H115ZM137 143H135V147H137V145H136ZM147 144V143H146ZM155 145V143L153 142L152 143V145ZM157 144V143H156ZM224 144V143H223ZM123 145V144H122ZM121 145V146H122ZM145 145V144H144ZM148 145V144H147ZM120 145H118V147H119ZM131 147L132 146V144L131 145H129L128 144V146L127 147ZM151 146V145H150ZM149 146V147H150ZM232 146V145H231ZM114 147V146H113ZM130 147H129V149H130ZM135 147H134V149H135ZM139 147V146H138ZM152 147V146H151ZM151 147H150V149L149 150H151ZM154 147V146H153ZM184 148H185V144H184V146H183ZM199 147H202V146H200V144H199ZM227 147V146H226ZM57 148V147H56ZM59 148V147H58ZM99 148H101V147H98V149ZM103 148V147H102ZM121 148V147H120ZM119 148V149H120ZM146 148H147V146H146ZM188 148V147H187ZM204 148V147H203ZM250 148H252V147H250ZM41 149V148H40ZM61 149V148H60ZM96 149V148H95ZM107 149V148H106ZM116 149H118L117 148V146H116ZM116 149H114L113 151H116ZM122 149V148H121ZM131 149H132V147H131ZM145 149V148H144ZM148 149H146L147 151H148ZM155 149V148H154ZM186 149V148H185ZM189 149V148H188ZM6 150V149H5ZM6 150V151H7ZM123 150V149H122ZM219 150V149H218ZM227 150V149H226ZM250 150V149H249ZM133 151V152H132ZM131 151V155H132V153L134 154V150H132ZM138 151H140V150H138ZM146 151V152H147ZM152 151H154V150H152ZM207 151V150H206ZM209 151V152H210ZM263 151V150H262ZM128 152L129 151H126V150H123V151H121V150H119L117 153H116V157H118V158H116L115 160H120V159H122V158H126V155L128 154ZM136 152V151H135ZM151 152V151H150ZM157 152H158V150H157ZM264 152V151H263ZM70 153V152H69ZM138 153V152H137ZM148 153V152H147ZM155 153V152H154ZM44 154H45V152H44ZM43 154V155H44ZM145 154V153H144ZM157 154V153H156ZM65 155H66V153H65ZM125 156V157H124ZM147 156V155H146ZM152 156V155H151ZM155 156V155H154ZM159 156V157H160ZM43 156H42V153H39V154H33L32 156H30L29 158H28V162H30V163H39L42 159ZM131 157V156H130ZM139 157V156H138ZM199 157V156H198ZM208 157H210V156H208ZM263 157V156H262ZM160 158H164V156H162V157H160ZM242 158V159H241ZM131 159V158H130ZM150 159V158H149ZM199 159V158H198ZM262 159V158H261ZM260 159V160H261ZM264 159V158H263ZM124 160V159H123ZM133 160V159H132ZM198 162H197V161ZM241 160V161H240ZM83 161V160H82ZM148 161V160H147ZM259 161V160H258ZM80 162V161H79ZM85 162V161H84ZM87 162V161H86ZM226 162H225V164H226ZM262 162V161H261ZM144 163H146V165H147V162H144ZM149 163H151V162H149ZM148 163V164H149ZM236 163V162H235ZM260 163V162H259ZM258 163V164H259ZM263 163V162H262ZM93 164H96L95 163V161L93 162ZM152 164H154V163H152ZM261 164V163H260ZM37 165V164H36ZM137 165V164H136ZM143 165V164H142ZM146 165H143V166H146ZM227 166H228V164H226ZM231 165H233V164H231ZM244 165H246V164H244ZM264 165V164H263ZM263 165H261V166H263ZM81 166V165H80ZM95 166V165H94ZM141 167L140 169L139 168H137V169H135L136 171H137V174L138 173H143V171L141 172V170H144V172L146 171L145 170V168L144 167ZM148 166H150V165H148ZM152 166V165H151ZM221 166V165H220ZM92 167H93V165H92ZM139 167V166H138ZM233 167V166H232ZM231 167V168H232ZM241 167V166H240ZM243 167H245V166H243ZM252 167H254V166H251V169H252ZM109 167H108V162H105V163H102V165H100V168L98 169V171H96L95 173H93V185L90 187H88V185L87 186H85V188H87L86 190L89 192V191H91V189H93V191H94V193L97 195H99V194H101V193H103L104 191H105V189L106 188H108L110 185H112L113 184V182H112V180L109 178V175H108V173L109 172H111V170H110V168L108 169ZM134 168V167H133ZM133 168H131V169H133ZM247 168H248V166H247ZM249 168H250V166H249ZM91 169V168H90ZM146 169H148V168H146ZM199 169H200V171H199ZM210 169V168H209ZM257 169V168H256ZM86 170V169H85ZM89 170V169H88ZM110 170V171H109ZM119 170V169H118ZM134 170V171H135ZM151 170V169H150ZM154 169H152V171H153ZM259 170V169H258ZM257 170V171H258ZM87 171V170H86ZM133 171V172H134ZM140 171V172H139ZM255 171V170H254ZM129 172V171H128ZM151 172V171H150ZM149 172V173H150ZM191 174L193 173V172H190ZM190 173H189V175H190ZM209 173V172H208ZM211 173V172H210ZM253 173H255V172H253ZM256 173H258V172H256ZM201 172L199 173V177H201ZM221 174V173H220ZM230 174V173H229ZM77 175V174H76ZM141 175H144V173L143 174H141ZM147 175V174H146ZM153 175V174H152ZM192 175H196V174H192ZM225 175V174H224ZM129 176H130V174H129ZM191 176V175H190ZM198 176H193V177H197L198 178ZM209 176V175H208ZM240 176H242V175H240ZM255 176V175H254ZM113 177V176H112ZM133 177V176H132ZM146 177V176H145ZM155 177V176H154ZM153 177V178H154ZM226 177V176H225ZM256 177V176H255ZM258 179H259V181H260V183H261V185L259 186V189H258V191L256 190V195H255V197H253V199L252 200H244L243 202L241 201V203L239 204V203H237L236 204V210H235V212H233L234 214H231V213H229L228 215H227V213H224V215H219V213L217 214V213H215L214 211H209L207 214H208V216H207V222H203V223H199V228H200V230H203L202 232L203 233H194L193 235L191 234V239H192V241H193V243H192V245H191V243H189V241L187 242V241H185L184 239H182V238H179L178 236L176 237V235L173 237L172 235H166V236H164V237H162V238H159V239H163L164 241H165V243L167 244V247H165V245L163 246H161L160 247V249L161 248H163L165 251L164 252H166V253H173L175 250L178 252V251H180V254L181 255H183V256H181V257H178V258H181V259H184V258H186V257H188V258H190V259H193V261H190V263L189 264H216V261L215 260H219V261H221L216 255L218 254V255H221V257L222 258H230V255H229V253L227 254L226 253V251L225 252H220V251H212V253H211V251H209V250H202L200 247H198L196 244H198V243H200V242H210V239L212 240V241H217L218 243H220V244H222V246L224 245V246H226V244H229V245H236V243H234V239H232L231 238V235H232V233H235V232H237L238 231V225H241L240 227L241 228H243V227H246V226H248V227H252V226H258L257 225V223L260 221V220H262V219H260V218H262L261 216H263V214L262 213H260V212H262V207L264 208V205L262 206V203H264V174H262V172L260 173V174H258ZM122 178V177H121ZM144 178V177H143ZM188 178V177H187ZM235 178V177H234ZM148 179V177L146 178V180ZM198 179H200V178H198ZM134 180H135V178H134ZM239 180V179H238ZM91 181V180H90ZM125 181V180H124ZM199 181V180H198ZM206 181V180H205ZM241 181V180H240ZM88 183V182H87ZM151 183V182H150ZM162 183V184H161ZM141 184V183H140ZM200 184V183H199ZM241 184V183H240ZM257 184V183H256ZM165 185V184H164ZM168 185L167 186H165V189H166V187H168ZM205 185H206V183H205ZM255 185V184H254ZM258 185H259V183H258ZM162 186V187H161ZM196 186V185H195ZM112 187H115V186H112ZM227 187V186H226ZM255 187V186H254ZM75 188V187H74ZM83 188V187H82ZM201 188V187H200ZM84 189V188H83ZM121 189H123V188H121ZM144 189V188H143ZM21 190V189H20ZM45 190V189H44ZM250 190V189H249ZM253 190V189H252ZM251 190V191H252ZM108 191H109V189H108ZM128 191V190H127ZM132 191V190H131ZM138 191V190H137ZM141 191V190H140ZM159 191V192H158ZM168 191H169V193H168ZM20 192V191H19ZM22 193H23V191H21ZM106 192V191H105ZM112 192V191H111ZM85 193V192H84ZM87 193V192H86ZM110 193V192H109ZM109 193H107V194H109ZM146 193V192H145ZM149 193V192H148ZM177 193H179V194H177ZM192 193H193V191H192ZM44 194V193H43ZM93 194V193H92ZM94 194V195H95ZM123 194V193H122ZM139 194L140 193H138V192H134L133 194H131L130 196H127L126 197V199H125V201H122L121 203V208L120 209H122V213L123 214H126V208L127 207H129L128 209H131L132 211H134V213L135 214H137V216L136 217H139L140 219H142V218H144V219H146V218H149L151 215H153V212L157 209V207H155V205H153L152 204V202H149L150 203V205H145L146 207L145 208H143V209H137V210H134L133 208V204L135 203V202H137L138 200H137V198L139 197ZM164 194V195H165ZM238 194V193H237ZM248 194V193H247ZM86 195V194H85ZM127 195V194H126ZM166 195L164 196V197H166ZM13 196V195H12ZM101 196V195H100ZM152 196V195H151ZM162 196V195H161ZM252 196H253V194H252ZM67 197V196H66ZM84 197V196H83ZM149 197V196H148ZM174 197V198H175ZM90 198V197H89ZM101 198V197H100ZM113 198V197H112ZM142 198V197H141ZM140 198V200H142ZM180 198V197H179ZM178 198V199H179ZM11 199V198H10ZM91 199V198H90ZM119 199V198H118ZM187 199H189V198H187ZM186 199V200H187ZM52 200V199H51ZM60 200V199H59ZM58 200V201H59ZM81 200V199H80ZM153 200V199H152ZM143 201V200H142ZM142 201H138L139 202V204H140V202L142 203ZM151 201V200H150ZM155 201H157L156 199H155ZM155 201H153L154 202V204L156 203ZM184 202H185V199L183 200ZM182 201V202H183ZM70 202V201H69ZM86 202V203H85ZM144 202H145V200H144ZM143 202V203H144ZM183 202V203H184ZM233 202V201H232ZM53 203V202H52ZM148 202L146 201L145 202V204H147ZM158 203V202H157ZM156 203V204H157ZM188 203V202H187ZM47 204V203H46ZM51 204V203H50ZM53 204H55V203H53ZM79 204V203H78ZM83 204H87V200H85V201H83L82 203H80V205L83 207ZM120 204V203H119ZM47 205H49V203L47 204ZM77 205V204H76ZM79 205V206H80ZM115 205V204H114ZM144 205V204H143ZM238 205V206H237ZM85 206V208L86 207H88L87 205H84ZM131 206V207H130ZM156 206H158V209L160 208L159 207V205H156ZM50 207V206H49ZM70 207V206H69ZM75 207V206H74ZM78 207V206H77ZM97 207V206H96ZM201 207V206H200ZM233 207V206H232ZM80 208V207H79ZM84 208V207H83ZM91 208V207H90ZM89 208V209H90ZM116 208V207H115ZM119 208V207H118ZM136 208V207H135ZM142 208V207H141ZM198 208V207H197ZM229 208V207H228ZM82 209V208H81ZM88 209V208H87ZM88 209V210H89ZM117 209V208H116ZM158 209H157V211H158ZM161 209V208H160ZM169 209V208H168ZM212 208H210V210H211ZM91 210V209H90ZM97 210V209H96ZM174 210V209H173ZM172 210V211H173ZM180 210V209H179ZM82 211H87V210H82ZM233 211V210H232ZM68 212V211H67ZM79 212H81V210L79 211ZM264 212V211H263ZM73 213V212H72ZM82 213V212H81ZM93 213V212H92ZM192 213V212H191ZM91 214V213H90ZM226 214V215H225ZM100 215V214H99ZM161 215V214H160ZM261 215V216H260ZM66 216V215H65ZM64 216V217H65ZM98 216V215H97ZM131 216H133V214L131 215ZM135 216V215H134ZM203 216V215H202ZM205 216V215H204ZM68 217H70V215L68 216ZM76 217H77V215H76ZM81 217V216H80ZM103 217V216H102ZM101 217V218H102ZM46 218V217H45ZM63 218V217H62ZM74 218V217H73ZM76 219V218H75ZM84 219V218H83ZM143 219V220H144ZM192 219V218H191ZM205 219V218H204ZM9 220H10V218H8L7 216H0V221L3 223V222H9ZM86 220V219H85ZM89 219H87V221H88ZM150 220V219H149ZM148 220V221H149ZM12 221V220H11ZM14 221V220H13ZM39 221V220H38ZM64 221V220H63ZM75 220H71L70 218H69V220L67 219V218H65V221H64V223H65V226H63L62 227V229H60L61 231H59L58 233L59 234H57V236L58 237H56V238H58L57 240L58 241H60V244H61V242H63L62 244L64 245H66L67 244V246H65L64 245V247H60L59 249L60 250H64V249H71V251H67V252H75V251H78V252H81L83 255L84 254H87V253H89V254H91V253H93V254H95L97 251V248H96V246L97 245H99L101 242L100 241H102L101 239H100V237L102 236V235H108L109 237H108V239L110 240H106V241H109L110 243H112V242H114L115 241V239H116V237L114 236V235H112L111 233V235H109L108 234V232H106L104 229H106V228H109L108 226H109V224H102V222H100L101 224H102V226H101V224H99L100 226H98V224H97V226H95L94 228L95 229H93V231H95L98 227H99V232H92L91 231V234H89L90 232H88V234H87V236H86V231L84 232V234H83V232L80 230L79 232H76V234L75 235H72V225H76L75 224V222H74ZM81 221V220H80ZM79 221V222H80ZM84 221V220H83ZM94 221V220H93ZM97 221H99V220H97ZM102 221V220H101ZM109 221V220H108ZM168 221V220H167ZM89 222V221H88ZM115 222V221H114ZM140 222V221H139ZM146 222V221H145ZM189 222V221H188ZM246 222V223H245ZM52 223H54V222H52ZM55 224V223H54ZM53 224V225H54ZM67 224V225H66ZM112 224V223H111ZM140 224V223H139ZM224 224V225H223ZM244 224V225H243ZM247 224V225H246ZM254 224H256V225H254ZM264 224V223H263ZM93 225V224H92ZM116 225H118L117 223H116ZM177 225V224H176ZM260 225V224H259ZM262 225V224H261ZM84 226H85V224H84ZM86 226H87V224H86ZM113 226V225H112ZM209 226H213V230H212V232L210 233V231L209 230H207V228L209 227ZM215 226V227H214ZM218 226V227H217ZM48 227V226H47ZM50 227V226H49ZM93 227V226H92ZM185 227V226H184ZM248 227H246V228H248ZM253 227V228H254ZM26 228V227H25ZM43 228V227H42ZM53 228V227H52ZM55 228V227H54ZM53 228V229H54ZM85 228V227H84ZM112 228V227H111ZM117 228H120V230L121 229H123V226H121V227H117ZM116 228V229H117ZM124 228H126V227H124ZM86 229V228H85ZM90 229V228H89ZM256 229H257V227H256ZM256 229H253L254 230V232H255V230ZM259 229V228H258ZM25 230V229H24ZM33 230V229H32ZM49 230H50V228H49ZM82 230H84V229H82ZM87 230V229H86ZM107 230V229H106ZM198 230V229H197ZM240 230V229H239ZM243 230H245L244 228H243ZM248 230V229H247ZM250 231H252L251 229H249ZM260 230V229H259ZM263 230V229H262ZM39 231V230H38ZM121 231H123V233L122 234H124V237H126V236H128V233H126L125 234V231H126V229H123V230H121ZM181 231V230H180ZM193 231V230H192ZM205 231H207V232H205ZM249 231V232H250ZM258 231V230H257ZM257 231L255 232V233H257ZM164 232V231H163ZM172 231H170V233H171ZM246 232H248V231H246ZM253 232V231H252ZM259 232V231H258ZM12 233V232H11ZM48 233H50V232H48ZM54 233H56V231H54ZM53 232L51 233L52 235L54 234ZM93 233V234H92ZM166 233V232H165ZM169 233V232H168ZM169 233V234H170ZM186 233V232H185ZM209 233H210V235H209ZM241 233V232H240ZM154 234H156V233H154ZM172 234V233H171ZM253 234V233H252ZM260 233H258V235H259ZM105 235L103 236V237H105ZM116 235V234H115ZM164 235V234H163ZM190 235V234H189ZM31 236V235H30ZM86 236V237H85ZM32 237V236H31ZM39 239H40V237L39 236H37ZM37 237H35V238H32L33 239V243H37L38 242V239H37ZM88 237V238H87ZM159 237H161V236H159ZM245 237V236H244ZM188 238V237H187ZM190 238V237H189ZM31 239V240H32ZM128 239V238H127ZM186 239V238H185ZM30 240V241H31ZM40 240H42V238L40 239ZM126 240V239H125ZM105 241V242H106ZM48 242V241H47ZM119 242V241H118ZM163 242V241H162ZM253 242V241H252ZM161 243V242H160ZM216 243V242H215ZM217 243V244H218ZM245 243V242H244ZM248 243V242H247ZM20 244V243H19ZM61 244V245H62ZM102 244V243H101ZM142 244V243H141ZM158 244V243H157ZM163 244H164V242H163ZM241 244V243H240ZM252 244V243H251ZM250 244V245H251ZM59 245V244H58ZM245 244H243V246H244ZM9 246V245H8ZM12 246V245H11ZM131 246V245H130ZM221 246V247H222ZM233 246V247H234ZM243 246H240V247H243ZM246 246V245H245ZM5 247V246H4ZM28 247H30V246H28ZM101 247V246H100ZM137 247V246H136ZM227 247V246H226ZM238 247V246H237ZM237 247H236V249H237ZM253 247V246H252ZM6 248V247H5ZM128 248V247H127ZM228 249H229V247H227ZM23 249V248H22ZM129 249V248H128ZM130 249H133L132 247H130ZM218 249V248H217ZM227 249V250H228ZM230 249H234V248H230ZM32 250V249H31ZM105 250V249H104ZM125 250V249H124ZM225 250H226V248H225ZM10 251V250H9ZM62 251H60L61 252V254H62ZM162 251V250H161ZM234 251V250H233ZM239 251V250H238ZM248 252V251H247ZM76 253V252H75ZM80 253V255H82ZM109 253V252H108ZM166 253H164V254H166ZM201 253H203V254H201ZM234 253H236V252H234ZM201 254V255H200ZM240 254H242V253H240ZM1 255V254H0ZM173 255H175V254H173ZM178 255V254H177ZM188 255V256H187ZM245 254H243V256H244ZM94 256V255H93ZM195 256H201L200 258H201V260H196L195 259ZM242 256V255H241ZM258 256V255H257ZM261 256V255H260ZM259 256V257H260ZM248 257V256H247ZM178 258H176V259H178ZM213 258H214V260H213ZM221 258V259H222ZM237 258V257H236ZM239 258H241V257H239ZM262 258V257H261ZM248 259V260H247ZM246 260L249 262V264L250 263H252L250 260H251V258H250V260H249V257L247 258ZM229 259H226V261H228ZM246 260H245V262H246ZM257 260V259H256ZM255 261V260H254ZM75 262V261H74ZM172 262V261H171ZM244 262V261H243ZM255 262H260V261H255ZM177 263V262H176ZM178 263H180V261L178 262ZM183 263V262H182ZM225 264H226V262H224ZM171 264H175V263H171ZM222 264H223V262H222ZM228 264H231V263H228ZM241 264V263H240ZM254 264V263H253ZM257 264V263H256ZM260 264V263H259Z\"/></svg>","mask_w":264,"mask_h":264}]
</instances>
